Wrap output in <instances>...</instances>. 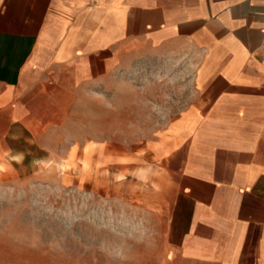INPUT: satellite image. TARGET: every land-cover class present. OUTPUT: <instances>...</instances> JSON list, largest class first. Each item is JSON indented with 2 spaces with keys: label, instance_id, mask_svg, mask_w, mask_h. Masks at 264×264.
<instances>
[{
  "label": "crops",
  "instance_id": "1",
  "mask_svg": "<svg viewBox=\"0 0 264 264\" xmlns=\"http://www.w3.org/2000/svg\"><path fill=\"white\" fill-rule=\"evenodd\" d=\"M172 54L191 100L141 158L171 168L177 261L264 264V0H0V183L62 102Z\"/></svg>",
  "mask_w": 264,
  "mask_h": 264
},
{
  "label": "rangeland",
  "instance_id": "2",
  "mask_svg": "<svg viewBox=\"0 0 264 264\" xmlns=\"http://www.w3.org/2000/svg\"><path fill=\"white\" fill-rule=\"evenodd\" d=\"M186 59L137 62L62 102L31 144V182L0 183V264H182L168 230L171 168L141 156L189 105Z\"/></svg>",
  "mask_w": 264,
  "mask_h": 264
}]
</instances>
